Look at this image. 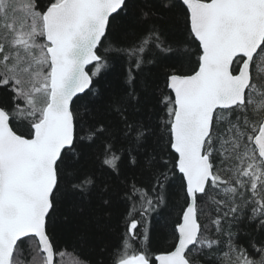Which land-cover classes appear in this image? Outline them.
Segmentation results:
<instances>
[{
	"label": "snow or ice",
	"instance_id": "6c2138e0",
	"mask_svg": "<svg viewBox=\"0 0 264 264\" xmlns=\"http://www.w3.org/2000/svg\"><path fill=\"white\" fill-rule=\"evenodd\" d=\"M86 210L122 230L98 252L77 236L79 264H264V0H0V264H59L58 222Z\"/></svg>",
	"mask_w": 264,
	"mask_h": 264
},
{
	"label": "trees",
	"instance_id": "16d2710c",
	"mask_svg": "<svg viewBox=\"0 0 264 264\" xmlns=\"http://www.w3.org/2000/svg\"><path fill=\"white\" fill-rule=\"evenodd\" d=\"M47 0H42V3H46ZM123 26L128 28H134V22L131 19H127L123 22ZM183 33L177 28L172 35V39H182ZM195 59V57L193 58ZM163 69L159 65L146 66L141 71V77L147 79L150 82H154L164 94H169L165 87ZM125 78V65L122 60L116 59L113 61L112 66L103 77L102 83L107 84L111 91L115 94L122 93L126 90L127 85L124 83ZM154 115L152 116L151 123L155 126L157 116H163L162 106L153 109ZM98 151V149H97ZM171 196L168 201V206L162 209L159 215H153L151 218L150 235L148 247L155 255L171 248L173 244V238L171 236L173 223L178 219L181 212V205L183 199L179 187H175L170 190ZM90 215L88 210L83 215L75 214L74 218L65 223L62 220L58 222L56 231V243L62 246L64 249V256L59 258V264H67L64 259L68 256L70 260H74L77 264L81 257L77 252L73 250L71 244L76 240L77 236L81 234H87L88 239L94 244L95 252L99 251L100 246H106L111 250L112 246L118 244L120 240V232L122 229L114 227L111 231L105 230L103 233L97 232L95 226L89 222ZM243 227V225H242ZM246 230H250L246 229ZM95 254V253H94Z\"/></svg>",
	"mask_w": 264,
	"mask_h": 264
},
{
	"label": "rangeland",
	"instance_id": "374dc122",
	"mask_svg": "<svg viewBox=\"0 0 264 264\" xmlns=\"http://www.w3.org/2000/svg\"><path fill=\"white\" fill-rule=\"evenodd\" d=\"M60 259H61V257H60ZM64 261H65V263H67V264H77L74 260H70V259L68 258V256L64 259Z\"/></svg>",
	"mask_w": 264,
	"mask_h": 264
},
{
	"label": "water",
	"instance_id": "95a60500",
	"mask_svg": "<svg viewBox=\"0 0 264 264\" xmlns=\"http://www.w3.org/2000/svg\"><path fill=\"white\" fill-rule=\"evenodd\" d=\"M157 264H158V262H157Z\"/></svg>",
	"mask_w": 264,
	"mask_h": 264
}]
</instances>
